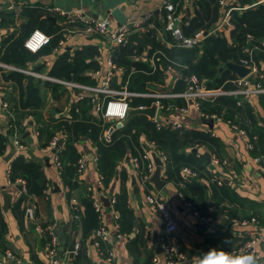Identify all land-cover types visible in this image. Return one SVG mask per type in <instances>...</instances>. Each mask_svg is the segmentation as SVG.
<instances>
[{
	"label": "crops",
	"instance_id": "0c3cea01",
	"mask_svg": "<svg viewBox=\"0 0 264 264\" xmlns=\"http://www.w3.org/2000/svg\"><path fill=\"white\" fill-rule=\"evenodd\" d=\"M80 2L81 0H0V53L4 54L8 44L12 41V39L6 41L8 36L14 32V35L18 36L22 31L21 27L31 20L32 11L30 8L34 7L42 12V15L39 12L36 15L38 20H44L45 16L48 15L49 19L59 26L58 32H53L54 34H60V30L64 28L67 23L64 16L52 8L54 6H60L68 10L75 7L84 8L88 15L92 17L108 18L113 27L118 26L122 22H144L146 17L152 15L154 21L160 22L159 26L153 23L152 26L148 28L140 31L135 30L143 36L146 44L129 40L143 45V50L139 54L140 56L137 55L136 57V60L142 62L147 61L149 52L150 45L146 37L149 35V28H155L152 35L157 38L159 43L165 45L171 44L168 38L170 37L171 31L166 27V11L163 7V0H84L85 5H76ZM226 2L227 4H221L219 0H200V2L196 0H178L177 5H179L176 13L179 17L178 25L184 27L187 22H205L212 24L211 28L213 29L219 22H224L225 12L229 7L232 6V10H245L247 7L257 6L259 3L264 2V0H226ZM108 10L110 11L108 12ZM115 10L118 12L113 13ZM45 22L44 27H49ZM70 25L76 27V24ZM164 26L166 27V32L163 30ZM230 26L231 22L230 24H224L223 28L213 32L220 33ZM35 28L42 29L37 26ZM42 30L45 31L44 29ZM48 34L51 37L54 35ZM247 37L248 43L246 48L251 50L254 57L251 56V60L256 64L257 68H260L264 63V59H257L255 57V52L258 48L256 44L252 43L254 35L248 34ZM262 40L261 37L257 38L258 42ZM202 43L203 40L199 44L189 46V48L200 47ZM91 46L97 47V51L85 58V62L88 63V66L80 71V80H76V78L71 81L95 84L98 83L99 78L93 77L91 72L97 68H102L105 73L108 67L106 61L110 56V49H112V59L114 57V49L111 48L109 41L103 35L86 36L76 32L66 47L57 48L54 46L48 52L39 54L34 60H28L23 68L51 75L50 71L53 67L57 66L58 60L60 59L59 57L62 53L69 52V59L73 60L78 51ZM155 53L153 56H155ZM152 63H154V61ZM4 64V61L0 59V85L4 86V95L0 96V134H5L8 138L7 147L4 153L0 154V204L3 209L4 219L7 223V232L4 238L6 240H4V244L0 246V264H48L44 256V232L38 229L40 225L37 224V222L42 223L46 221L52 222L58 234L59 251L62 253L61 256L63 260L71 259L74 264H143L150 261L152 256L157 253L160 254L161 257L165 256L164 252L158 251V242L162 243L165 237L176 242L189 253H204L211 249L219 251L237 248L255 234H262L263 236L258 245L261 252L258 264H264V158L262 157L260 161L255 159V155L257 154H252L251 152L253 147L251 146L249 136L243 134L237 125L232 124L229 120L225 119L223 115H204L200 110V103L199 106L196 105L198 100L195 98H186L184 96L181 97L186 100V103H183L185 108L178 106L182 104L176 102L175 97H171L167 98V102L171 104L176 103L177 105H171V108L167 109H158L156 107L155 115H158L164 120L165 125L169 124L171 120L176 119L183 125L180 129L186 128L211 131L213 135L219 138L220 144L216 146V151H212L206 145H195L194 147L190 146L184 148L186 153L194 151L198 154H203L206 159L205 163L207 169L212 174L208 177H202L199 180L198 178H194L204 184L208 193L207 204L204 205L203 202H200L198 210L201 213H207L209 216H212V220L207 222L195 214L193 202L189 201V199L186 200L182 194L181 188L184 186H182L181 183H177L174 179L167 178L164 164L162 165L161 173V179L164 180L162 188L157 189L154 183L150 181L152 187L147 191L146 187L141 184V179L138 177V167L135 166L131 155H127L124 159L119 161L117 165L119 171L118 175L112 180L109 186V193H105L100 186L101 175L98 171L96 162L97 149L92 140L85 135L82 141H79L77 145V148L86 156V169L80 178L94 188L96 196L102 203L101 223H103L108 230L107 239L104 240L110 245V250L113 253V260L107 262L105 255L98 250L95 234L87 237L81 248L79 247L78 250L74 252V255H71L69 247L73 238H76L80 244L83 241V227L80 218L74 213L68 186L65 184L58 171L54 159L56 150L42 146L39 128L43 123L48 122L52 118V114H54V116L56 114V122L60 120L73 122L76 119L86 120L85 118L90 122L93 121V119L100 118L94 112L91 101V108L84 112L81 106H75L77 101L81 98L78 96L83 93L81 89L73 86L71 87L56 80L37 77L27 73L25 70L13 68ZM117 66L119 69L114 73L111 80V85L114 87L127 88L134 72L145 71L132 67V71L127 74L123 67ZM154 68L156 67L154 66ZM220 68L224 69L221 65ZM12 71L21 72L29 77L33 76L35 79L40 78L42 79V84L43 80L59 83L61 85L60 90L63 92L62 97L56 99L50 85H45V87H43L41 84L43 94L42 105L38 108L31 105L27 106L26 89L28 79L24 78L23 85H20L13 76H9V78L6 77V75H9ZM164 71L166 72L164 83L157 84L153 81L154 79H152L149 84L143 82V85L155 88L153 90L156 91H170L179 76L178 68L169 64L168 66H164ZM230 71L232 72V70ZM235 75L237 76V74ZM62 79L66 78L62 77ZM153 90L146 92H153ZM259 94H253L248 98L241 99L239 96L236 97L239 100L247 99L253 106L252 111L259 119V122L264 124V105L259 100ZM2 96H4V99L8 102L7 107H4L3 100L1 99ZM132 96L151 97L150 104L143 106L149 107L155 105V98L153 96ZM136 107L138 106H132L131 108ZM14 112L21 127V129H19H23V133H19V135L23 137L24 144L21 150H18L14 142L10 141L7 133V130H10L9 119L10 116L14 118ZM35 112H38V115H36ZM89 114L93 119L88 117ZM132 115H128L127 118ZM145 115L154 121L152 116L149 114ZM127 118H125L123 122L118 123V126H114L113 122L105 121L104 123H108V126H106L103 133L104 139L110 140L112 132L117 127L124 126ZM210 118L214 120L212 126L205 121V119ZM100 124L102 123L100 122ZM107 130H110L109 135L106 133ZM57 133L61 134V136L63 135L61 131ZM12 136L15 137L16 135L12 134ZM147 140V137L142 133L140 135V144L143 147V151L146 150L151 158H153V153L161 158L160 151L156 149L153 144L147 142ZM61 143H63V140H61ZM127 147H129V144H127ZM195 148L196 150H194ZM207 152L211 155L210 162H208ZM213 152L216 153V157H220H218L220 160L219 163L213 161L215 157ZM139 153H142V151ZM19 154L23 155L26 160H35L41 163L44 170V178L53 184V188L48 197L49 199L38 196L30 199V204L35 207L36 218L30 217L29 215H27V217L25 215L21 216L20 211L13 209L14 203L21 196L22 192L19 180L16 182L10 180V166L14 158ZM128 156L130 157L129 159H127ZM152 160L154 161V159ZM154 171L152 173H154ZM217 175L220 178L217 182L218 185L223 182L228 184L237 194L236 200L230 201L227 196L223 201L214 199L212 196V189L214 188L215 190L214 180ZM133 177L136 178L135 184L138 190L135 189ZM191 182L189 183L190 186L192 185ZM4 190L11 194L8 207H4L2 195V191ZM149 191L159 193V195L163 196L165 199L178 224V228L175 232L169 235L167 234L163 217L155 212L146 200V193ZM77 193L79 192L77 191ZM118 193L127 197L128 204L134 213L131 229L128 230V228H125L126 231L123 232L120 230L117 223L120 211L118 213V211L114 209V204L112 203L106 206L105 202L102 200V196L108 197L110 194L113 195ZM187 202H192V205ZM115 211L118 216H116ZM250 216H256L258 222L243 225L240 222L232 220L234 218L242 219ZM39 239L41 240L40 245L38 243ZM9 252L16 253L20 258V262L10 259L8 255ZM244 254L245 253L236 252L232 255ZM59 264L68 263L60 261ZM177 264L199 263L181 261Z\"/></svg>",
	"mask_w": 264,
	"mask_h": 264
},
{
	"label": "trees",
	"instance_id": "16d2710c",
	"mask_svg": "<svg viewBox=\"0 0 264 264\" xmlns=\"http://www.w3.org/2000/svg\"><path fill=\"white\" fill-rule=\"evenodd\" d=\"M196 1L200 2V0ZM176 2L178 3V0H176ZM30 9L32 11L31 20L21 27L22 31L20 34L15 36V32L11 33L6 39V41L10 39H12V41L8 44L5 53H0V59L4 61L5 64L23 68L28 60H34L39 54L48 52L54 46L57 47L60 38L63 36V28L60 30V34H54L58 32L59 26L50 20L48 15L45 16L44 20H38L36 15L38 12L42 15V12L36 7ZM165 21L167 22V17ZM44 22L49 27H44ZM148 22H152L156 26L160 24L159 21H154L152 15L149 16ZM230 22L231 26L220 33L211 31L212 24L210 23L187 22L186 26L183 27L181 25V29L186 36H191L200 29L209 31L203 39L202 46L193 48L179 46L175 43L170 45L161 44L157 41V38L152 35L155 28H149V35L146 37L150 47L146 62L136 60L137 55L143 50V45L139 43L127 40L113 46V59L117 65L124 68L127 74L132 71V67L145 70L136 71L132 74L131 82L127 85V89L138 92L152 91L155 88L145 86L143 82L149 84V82L154 79L153 81L157 84L164 83L166 74L164 66H168L169 64L177 67L179 72L174 86L170 89L173 93L184 92L188 87L189 78L192 74H196L200 78L205 88L234 89L236 85L233 80L237 76L228 68L221 69L220 65L227 61L240 62L243 58L251 59V56L253 57L251 50L246 48L248 34L254 35L252 43L256 44L258 48L255 52V57L257 59H264V2L259 3L255 7H247L245 10H231ZM36 26L54 35L39 51L33 52L25 47L24 40ZM171 36L170 34L168 38L171 42H174ZM259 37L263 39L261 42L257 41ZM96 51L97 47H86L84 50L78 51L73 60L69 59V52H64L60 55L57 66L52 68L50 74L68 80L76 78V80H80V71L88 66V63L85 62V58L88 55L94 54ZM154 53L155 56H153ZM153 61L154 63H152ZM153 65L156 68H154ZM9 76H13L20 85H23L24 78L28 79L26 89L27 106L31 105L38 108L42 105V85L43 87H45V85H50L56 99L62 97L63 92L60 90L61 85L57 82L43 80L42 84V79H35L33 76H25L18 71H12L9 75H6L7 78H9ZM0 87H2V85H0ZM151 99V97L143 96L128 97L131 107L150 104ZM162 100L167 102L166 98H162ZM175 100L182 104L178 106L185 107V105H183V103H186L184 98L176 96ZM197 100L200 102V110L203 114L223 115V117L232 124L245 130L253 147L251 150L252 154L263 155L264 158V124L259 122V119L252 111L253 106L247 99L239 100L236 95L218 94L211 98L206 97ZM259 100L264 105V92L259 94ZM4 101L7 102L5 99ZM76 105L81 106L84 112L91 108L90 98L86 95L81 96L75 106ZM35 114L38 115V112H35ZM51 117L52 118L48 122L40 126L39 135L42 146L47 147L54 134L60 131L63 134L61 138L63 143L59 145L56 153L61 165V178L68 186L70 198L77 197L78 199V204L74 206L73 210L80 218L84 231V238L80 248L85 239L94 234L101 224L100 214L95 207L94 198L92 196L93 191L88 189L89 184L85 183L78 173V160L83 155V152L77 148V145L79 141H82L85 135L92 140L97 149L96 162L98 171L101 175L100 186L105 193H109V186L114 177L118 175L119 171L117 165L119 161L124 159L127 155H131V157L138 159L139 166L137 169L140 179L141 172L147 171L148 159L144 158V155L148 154V152L146 150L143 151V147L140 144V135L144 133L148 139L147 142L153 144L156 149L166 155L164 165L167 178L174 179L177 183L182 182L184 184L182 185L184 187L181 188V191L185 199L192 201L196 210L200 207V202H203L204 205L207 204L208 193L206 187L203 183L198 181L202 177L212 175L207 169L205 163L206 159L203 154H198L194 151L186 153L184 148L190 146L194 147L195 145H206L212 151H216V146L220 144V140L217 136L213 135L211 131L186 128L180 129V127H172L170 124L158 128L156 122L148 118L147 115L135 114L127 118L124 126L117 127L112 132L110 140H106L103 137V133L108 123H104L105 121L102 119H93L89 114L88 117L93 119V121L89 122L87 118H85L86 120L76 119L73 122L67 120L56 122V114L55 116L52 114ZM100 122L102 124H100ZM9 128L13 135H16V133H23V129L20 130L19 121L15 117V112L14 118L10 116ZM19 137L23 142V137L20 135ZM7 142V135L0 134V154L4 153ZM127 144H129V147H127ZM140 151H142V153H139ZM213 153L214 156H217L215 152ZM183 167H189L196 175H185V173H183ZM194 178H198V180ZM19 179L25 180L26 190H24L23 187L21 188V196L14 203L13 209L20 211L21 216L25 215L27 217V209L31 207L33 210V217L36 218L35 207L30 204V199H33L35 196L49 199V195L45 192L46 182L48 180L44 178V170L41 163L35 160H26L21 154L17 155L10 166V180L16 182ZM218 180H220V178L217 175L214 180L215 190L214 188L212 189V196L214 199L223 201L227 196L230 201L236 200L237 194L235 191L224 182L218 185ZM190 182L194 185L190 186ZM145 185L147 191L152 187L151 183L147 181ZM77 191L79 193H77ZM114 195L116 197L114 209L118 211V213L120 211L119 217L117 218L120 230L122 232L126 231L125 228L130 230L134 220V213L128 204L127 197L121 193ZM199 213L209 216L207 213L204 214L200 211ZM37 224L43 228V241L46 246L47 242L50 240V230L48 226H52V222H37ZM6 232L7 223L4 219L3 209L0 204V246L3 245V241L6 240L4 239ZM96 241H98L99 247L104 255H107L110 245L100 237H96Z\"/></svg>",
	"mask_w": 264,
	"mask_h": 264
},
{
	"label": "built area",
	"instance_id": "2783aa9c",
	"mask_svg": "<svg viewBox=\"0 0 264 264\" xmlns=\"http://www.w3.org/2000/svg\"><path fill=\"white\" fill-rule=\"evenodd\" d=\"M221 4H227L226 0H220ZM163 7L166 11L167 17V25L166 27L171 31L173 36L174 42L171 44H177L180 46H194L199 44L205 36L209 33V31L200 29L195 34L191 36H186L181 27L178 25L176 28L173 27V24L176 19L179 17L176 14L177 2L175 0H163ZM54 10L62 14L66 20V26L63 28V36L60 38L58 42L57 48H64L67 46L68 42L71 40L72 36L78 32L80 34L86 36H100L103 35L109 41L111 48L117 44H121L128 40V36L131 32L135 30H142L152 26L153 23L148 22L149 17L144 19V22H122L118 26L113 27L108 18L106 17H92L88 15L86 10L81 7H75L72 9H65L60 6L52 7ZM232 6L229 7L224 16V22H219V24L214 27L211 31H215L218 29L223 28L224 24H230V12L232 10ZM76 24V27L70 25ZM51 39V36L43 31L40 28H35L24 40V45L26 48L33 52L39 51L45 44H47ZM112 49H110V56L107 59L106 63L108 65L105 73L103 72L102 68H97L93 72H91L93 77L99 78L98 83L95 84H86L77 81L66 80L62 78H57L51 76L49 74H45L39 71H34L26 68L16 67L13 65L4 64L6 66H10L13 68L25 70L27 73H30L37 77H43L47 79L56 80L67 84L69 86H73L82 90V95L78 96H88L90 101L93 105L94 112L99 116L100 119L106 122H113L114 126H118V123L124 121L125 118L129 115V110L131 108L128 97L132 95H148L153 96L155 98V105L158 109H167L171 108V104L169 102H164L162 98H171L176 96H184L186 98H195L196 100L199 98H211L212 96L218 94H228V95H236L241 98H248L253 94H259L264 92V63L260 68H257L256 64L251 59L243 58L240 63L248 66L250 68V73L240 77L237 76L233 82L236 85L234 89H222V88H215L209 89L203 86L200 78L196 74H192L189 78V84L187 89L181 93H173L167 90H159L153 92H137V91H130L126 87H114L111 85L112 76L114 73L119 69L116 65L114 60L111 56ZM173 69V67H172ZM4 86L0 87V96L4 95ZM199 101L196 102V105L199 106ZM4 107L8 106V103L3 100ZM138 107H144L140 105ZM181 108H185L182 107ZM208 115V114H204ZM215 116V115H214ZM154 121L156 122V126L158 128L165 125L164 120H162L158 115H154ZM220 119V117H219ZM116 123V124H115ZM172 127H183L182 123L178 120H171L169 123ZM241 132L247 135V132L243 129H240ZM106 133L109 135L110 130H107ZM61 134L57 133L54 134L47 148H53L57 150L59 145L62 144L61 142ZM13 142L17 146L18 150H21L24 147V144L19 137V134L16 133V136H13ZM252 146V144H251ZM161 159L165 160L166 155L163 152H160ZM262 155H257L255 159L260 161L262 159ZM144 158L148 159L147 162V171L141 172V184L146 187L145 182H150L149 178L151 173L154 171L156 167V163L152 160L153 158L150 157L149 154H145ZM54 159L56 165L58 167V171L61 172V165L60 161L58 160L57 153L54 155ZM134 164L136 167L139 166V161L137 158H133ZM213 161L219 163L220 160L218 157H214ZM226 161V160H224ZM86 169V156L83 154L78 160V173L79 176H82ZM183 172L185 175L195 176V172L191 170L189 167H183ZM101 181V178H100ZM21 184V188L25 187V180L19 179ZM101 183V182H100ZM181 185H184L181 182ZM53 188V184L48 180L46 182L45 192L47 195L50 194ZM88 189L93 191L92 196L94 198V204L97 211L100 214V218H102V203L100 199L96 196L94 192V188L91 185H88ZM111 203L114 204L116 201L115 195H110ZM146 200L151 206V208L159 213L165 222V228L167 234H171L175 232L178 228V224L174 214L172 213L170 207L166 203L163 196L159 195V193H155L154 191H149L146 193ZM0 201H1V192H0ZM73 208L75 205L78 204L77 197L71 198ZM191 204V202H187ZM192 205V204H191ZM27 214L30 217H33V210L31 207H28ZM116 216H118L117 212L115 211ZM195 214L204 219L205 221L209 222L212 220V216H205L201 215L198 210L195 209ZM78 216V215H76ZM234 221L240 222L243 225L250 224L252 222H258L256 216L244 217L242 219L234 218ZM38 229L43 230L41 226H38ZM48 229L50 230V240L47 242L44 248V256L48 261V264H59L60 261H65L68 264H74L71 259L63 260L62 256L59 254V237L54 228V226L49 225ZM108 230L106 226L101 223L100 226L95 231V236L100 237L102 239H107ZM262 234H255L253 237L249 238L248 240L244 241L239 247L234 249H224L223 251L228 252L230 254L241 252L245 254L254 253L258 258L261 257V252L259 250V243L262 240ZM98 246V250L104 255L103 251L100 249L98 241H96ZM80 243L76 242V249L75 252L80 247ZM162 245V252H164L165 256L161 257L160 254H155L152 256L151 260L143 263V264H177L181 261H188V262H200L204 258V253H189L187 250L182 248L176 242L168 239V237L163 238L161 243ZM9 258L13 259L17 262H20L19 256H17L14 252H9ZM106 261L110 262L113 260V253L109 249L107 255H105Z\"/></svg>",
	"mask_w": 264,
	"mask_h": 264
},
{
	"label": "water",
	"instance_id": "95a60500",
	"mask_svg": "<svg viewBox=\"0 0 264 264\" xmlns=\"http://www.w3.org/2000/svg\"><path fill=\"white\" fill-rule=\"evenodd\" d=\"M91 4V3H90ZM76 5H85L84 0H81L80 3H77ZM110 10H108L109 12ZM118 12L117 10L113 11V13ZM179 20L176 19L173 27L176 28L178 26ZM164 32H166V27H163ZM128 40H133V41H139L143 44H146L143 36L138 32V31H133L129 34L128 36ZM222 68H229L230 70H232L233 73L237 74V76L243 77L247 74L250 73V68L242 63L239 62H233V61H227L221 64ZM2 100H4V96L1 97ZM135 113H145V114H149L150 116L154 117L155 113H156V105H152L149 107H136V108H130L129 110V115L135 114ZM206 122H208L209 124H213V119H205ZM7 133L9 135V139L11 142H13V136L10 133V130H7ZM61 143V142H60ZM196 150V148L194 149ZM207 157H208V162L211 161V155L209 152L206 153ZM130 157L128 156L127 159H129ZM153 159L154 162L156 163V169L154 171V173H152V175L150 176L149 180L152 181L154 183V185L156 186L157 189H161L163 184H164V180L161 179V173H162V165L164 164L163 160L157 156L155 153H153ZM136 182V178L133 177V183L135 184ZM135 189L138 190V187L135 184ZM2 195H3V200H4V207H8L9 206V202L11 200V194H9L8 192H6L5 190L2 191ZM102 200L105 202V205H109L110 202V196L106 197V196H102ZM76 242L77 239L73 238L71 245L69 247V251L71 253V255H74L75 249H76ZM39 245L41 244V240H38ZM158 247L159 250L158 251H162V245L161 242H158ZM59 254L61 255L62 253L59 251Z\"/></svg>",
	"mask_w": 264,
	"mask_h": 264
},
{
	"label": "clouds",
	"instance_id": "9594fccd",
	"mask_svg": "<svg viewBox=\"0 0 264 264\" xmlns=\"http://www.w3.org/2000/svg\"><path fill=\"white\" fill-rule=\"evenodd\" d=\"M258 257L254 253L232 255L223 250H209L199 264H258Z\"/></svg>",
	"mask_w": 264,
	"mask_h": 264
}]
</instances>
